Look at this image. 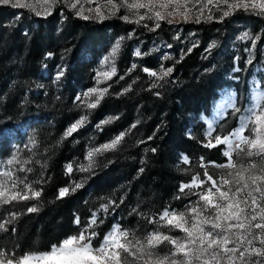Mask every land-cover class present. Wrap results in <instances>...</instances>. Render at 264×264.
I'll return each mask as SVG.
<instances>
[{
	"label": "trees",
	"instance_id": "obj_1",
	"mask_svg": "<svg viewBox=\"0 0 264 264\" xmlns=\"http://www.w3.org/2000/svg\"><path fill=\"white\" fill-rule=\"evenodd\" d=\"M226 11L227 17L222 10H212L187 22L169 25L161 21L159 29L150 31L153 20L145 19L139 25L123 21L121 17L128 14L122 6L102 20L83 19L63 0H56L40 16L30 7L0 6V127H19L15 174L27 175L33 190L43 188L39 199L0 203V224L4 225L0 228L1 255L20 257L26 252L47 251L63 238L78 234L94 211L99 235L119 222L137 238L157 229L174 238L184 237L160 221V213L166 208L183 210L196 196L180 193L181 183L197 175L205 179V170L218 177L221 168L211 162L226 161L223 146H203L205 124L199 115L209 114L212 101L226 88L237 89L238 102L246 104L250 66L248 72L238 74L241 83H234L229 79L234 57L240 56L243 69L244 49L253 48L255 40L254 59L258 60L264 44V13L248 6ZM145 23L148 28L143 27ZM245 32L249 39H242ZM121 37L113 57L112 49ZM193 44L196 47L188 53ZM137 50L140 56L135 55ZM48 53L52 56L47 57ZM105 56L110 57L107 63L102 62ZM132 64L137 67L129 71ZM162 64L164 68L174 66L167 83L143 72L148 67L159 74ZM57 65L64 67L65 74L59 83H53ZM111 65L116 68L111 79L97 76ZM154 83L163 87L154 88ZM94 87L108 91L95 109H88L96 96L85 97L84 93ZM81 116L87 117V123L65 137L66 129ZM237 122L229 113L214 135L228 134ZM23 123L24 129L19 126ZM121 132L125 136L120 144L96 157L97 167L91 173L77 171L81 164L87 166L89 150ZM8 146L7 141L0 143L3 161ZM181 155L189 158L187 163L178 162ZM69 163L74 170L71 174L66 171ZM41 180L42 185L37 183ZM81 181L84 186L72 192ZM65 186L69 195L58 199V189ZM20 190L23 192V185ZM103 204L109 205L107 213ZM30 206H37L38 211L28 213ZM76 217L80 225L74 223ZM150 218L156 223H148ZM171 248L165 242L156 250Z\"/></svg>",
	"mask_w": 264,
	"mask_h": 264
},
{
	"label": "snow or ice",
	"instance_id": "obj_2",
	"mask_svg": "<svg viewBox=\"0 0 264 264\" xmlns=\"http://www.w3.org/2000/svg\"><path fill=\"white\" fill-rule=\"evenodd\" d=\"M56 0H52L55 4ZM111 3V0H109ZM0 6H9L13 9H26L30 5L23 0H0ZM128 11H133L137 16L135 20L130 19L129 15H124L121 19L125 22L141 24L145 19L153 20L154 26L150 31H156L161 27V21H166L169 25L179 23L174 20L177 14L170 8L180 7L174 0H147V2H137L123 5ZM245 7L247 5H244ZM255 6V5H253ZM75 7V4L72 5ZM163 9L164 11L156 10ZM264 10V4L260 5ZM116 8V5H113ZM146 9L145 14H139L138 10ZM82 11L77 15H82ZM91 11V10H89ZM115 15V12L111 13ZM36 16H40L39 11L35 12ZM229 15L228 11L223 12V17ZM21 16L18 14L17 19ZM85 20L106 17L82 15ZM211 17H209L210 19ZM183 20L187 22L189 16L183 15ZM200 22L199 17L195 21ZM143 27L148 28L147 23ZM249 34L245 32L242 39H249ZM124 38L117 40L112 49L114 57L120 48V42ZM171 48V45H167ZM187 51L190 53L193 48ZM212 45L209 46L210 51ZM252 47H256L255 40L252 42ZM247 59L245 67L242 69L239 66L240 56L234 57V67L229 79L234 83H241V77L238 74L248 72L249 66L253 65V52L249 48H245ZM136 56H140L139 50L135 52ZM52 53H48L47 57H51ZM46 57V58H47ZM110 57L105 56L103 63H107ZM164 59H168L165 55ZM136 64H132L129 71L135 69ZM174 71V66L164 68L161 65L160 73L155 70H150L148 67H143V72L150 77L167 83L166 78ZM264 73V65H258L253 70V75L248 84V100L249 103L241 106L237 89L229 88L221 92V99L215 104L211 117L202 113L200 119L207 124L205 129L206 142L203 143L205 148H217L224 146L221 151L226 162L216 165L217 167L228 169L225 176L219 180L213 179L205 170L204 176L206 179L194 176L189 183L182 182L179 192L187 195H196V201H189L185 206L186 211L177 212L175 209H164L159 216L160 221L166 222L170 228H175L184 233L183 238H174L170 235L163 234L159 229L152 231L143 239L135 236V233L129 232L127 229H122L119 222L113 224L112 229L104 235L99 247H93V240L99 235L95 231L98 215L97 212H92L87 225L76 235H70L63 239L58 245L53 244L50 250L43 252H26L15 260V264H128V257L131 256L137 264L143 261V264H264V86L257 79V74ZM65 70L63 66L57 65V70L54 72L53 83H59L64 76ZM116 75V68L110 66V70L97 73V76H103L111 79ZM120 79H124L123 76ZM43 87V85H39ZM152 87H163V84H152ZM108 89L91 88L85 93V97L96 96L95 102L87 104L88 109H95L100 103L103 94ZM159 95V93H156ZM80 99L79 96L76 97ZM231 116L238 120V126L228 134H215L218 126L222 127V122ZM87 120L86 116H81L80 119L72 123L65 131L64 136H71L74 132L84 126ZM102 121L101 123H106ZM99 127V124L97 125ZM136 127V124L131 126ZM20 132L19 127H0V143L10 141L15 138ZM246 132L250 134H245ZM191 136V131L189 133ZM125 136V132H121L111 142L104 143L98 147H94L88 151L86 159L87 166L81 164L77 171L91 173L96 167V157L102 156L105 152L114 150ZM151 140L152 137H148ZM144 143V141H141ZM27 146V145H25ZM148 151V149H145ZM151 151L154 153L155 148ZM240 153H245L248 157H259L262 162L257 165L252 162L245 166L243 163L237 168V164L233 160V156H239ZM188 157H183V162H188ZM203 160V158H201ZM143 163V161H141ZM201 166H204L203 164ZM144 169H139L142 172ZM20 171H25L20 169ZM67 173H73L72 164L66 166ZM27 172H31L28 169ZM3 176L7 179L0 181V203L9 204L12 201H28L30 199H39L42 196L43 188L33 190L32 185L28 183V177L23 178L12 176L5 172ZM11 181V188L7 186L8 181ZM210 182L205 189L203 186ZM37 183L43 184V180ZM19 185H23V192L19 190ZM83 182H76L71 188L72 192L82 188ZM187 190V191H185ZM29 193H31L29 195ZM70 189L68 186L58 189V199H62L69 195ZM179 198V197H177ZM123 200H121V203ZM113 203H115L113 201ZM118 207V205H117ZM101 208L105 213L108 212L109 205L103 204ZM28 213L38 211L37 206L27 207ZM114 211V210H113ZM15 217L16 213L11 214ZM74 223L80 225V218L76 217ZM100 224L104 223L103 219L99 220ZM148 223H156L155 219H148ZM4 225L0 224V228ZM14 230V229H13ZM131 237V238H130ZM172 246L170 256H157L155 249L163 243ZM258 242L259 246H256ZM123 254V255H122ZM253 257L256 259L253 260ZM3 264V261H0ZM7 264H14L13 259H8Z\"/></svg>",
	"mask_w": 264,
	"mask_h": 264
},
{
	"label": "rangeland",
	"instance_id": "obj_3",
	"mask_svg": "<svg viewBox=\"0 0 264 264\" xmlns=\"http://www.w3.org/2000/svg\"><path fill=\"white\" fill-rule=\"evenodd\" d=\"M23 2L30 5V8H32L35 12L39 11L41 14L48 12L51 9V7L53 6L52 0H23ZM63 2H65L70 7H72V5L75 4V7H72V8L75 10L76 13L83 10L82 15H89V16L96 17L97 16V9H99V15H102L105 17V16L111 14L112 12H115L116 10H118L119 6L125 7L123 5L137 2V0H111V3H109V0H63ZM140 2H147V0H140ZM158 2H159V0H157V3ZM175 3H178L180 5V7L173 6V8L169 9V10L177 13L174 16L175 21L183 20L184 14H187L189 16V19H192V18H195L197 16L204 14L207 11H212V10L226 11L228 8H237V7H241L244 5H247L248 7H251L255 10H258V11L264 13V10H262L260 7L261 4H264V0H174V5H175ZM113 5H116V8H113ZM253 5H255V6H253ZM89 10H91V11H89ZM156 10L164 11L163 9H159V7H157ZM135 11L136 10H133L130 12L127 10L126 13L128 15L133 16V19H136L137 16L134 14ZM138 12H139V14L143 15V14H145L146 9H140V10H138ZM253 49L254 48H251L252 52H253ZM259 50L261 51V58L258 60L254 59V52H253V65L250 66V72H249L248 80H250L252 78L253 70L256 66L264 65V59L262 58V56H264V44L260 45ZM111 66H113V65H111ZM257 79H259L261 85L264 86V73L257 74ZM226 89H229V88H226ZM220 99H221V94L212 101L210 113L207 114L209 117H211V115L213 113V108H214L215 104ZM247 103H249V100H247L246 104ZM201 114L199 115V119H200ZM86 123L87 122H85V124ZM204 124H205L204 125V130H205L207 127V124L205 122H204ZM19 126H21L22 129L26 128L25 123H23L22 125H19ZM237 126H238V122H237L236 127ZM187 131L190 132V128H188ZM245 134H247V133H245ZM248 134H250V133H248ZM107 142H111V140H106L105 143H107ZM7 144H9L8 154H7L8 157H6V159L4 161L2 159H0V181H4L7 179L6 177L3 176V173H5V172L9 173L12 176V178L16 177V174H15V166H16L15 161H16V159L14 160L13 158H14V155H16L19 152V149L15 150V147L17 145V143H15V138H13L10 141H7ZM98 146H100V145H98ZM245 156L246 155L240 153L239 156H236V158L233 157L234 162L237 164V168H239V165L241 163H243L245 166H247L248 164H250L252 162H255L257 165H261V162H258V161H260L259 157L253 156L251 158L249 157L246 160ZM183 157H184V155H181L179 157L178 162H182ZM227 171H228V169L221 168L220 175H218V177H213V175H211V176L213 177V179L219 180L222 176L226 175ZM189 182H185V183H189ZM209 184H210V182L206 183L203 187L206 189L209 186ZM7 186L9 188H11V181L10 180L8 181ZM18 187L20 190V185ZM197 199H198V197L196 196V199L194 201H196ZM181 211H186V209L184 208L183 210H180L177 212H181ZM111 229H112V227L108 231H106L103 235H98L96 237V239L93 240V247H99V245L101 244V242L103 240L104 235L107 234ZM122 229H124V228H122ZM65 238H67V237H65ZM65 238H63V239H65ZM178 238H180V237H178ZM139 239H143V238H139ZM58 244L59 243H57V245ZM256 246H259L258 242L256 243ZM50 248L48 250H50ZM169 250L158 251L155 249V253L157 256H160V257L170 256L172 250H170V251ZM8 259H13L14 264H15V260H18L19 257H11V256H5V255L0 254V261H3V264H7ZM255 259L256 258L253 257V260H255ZM262 259H264V258H262ZM128 264H137V262H135L133 260V258L131 256H129L128 257ZM139 264H143V261H140ZM149 264H153V262L150 261Z\"/></svg>",
	"mask_w": 264,
	"mask_h": 264
}]
</instances>
